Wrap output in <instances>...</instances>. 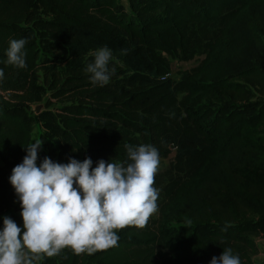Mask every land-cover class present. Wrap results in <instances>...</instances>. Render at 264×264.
I'll return each instance as SVG.
<instances>
[{
    "label": "trees",
    "instance_id": "1",
    "mask_svg": "<svg viewBox=\"0 0 264 264\" xmlns=\"http://www.w3.org/2000/svg\"><path fill=\"white\" fill-rule=\"evenodd\" d=\"M128 5L0 0V226L17 199L8 177L41 121L47 132L37 163L44 156L123 163L126 144L152 145L159 158L174 154L154 174L157 219L114 230V247L91 255L66 247L57 263L42 264H208L223 249L253 264L256 238L264 237V0ZM20 38L25 68L5 63L9 40ZM105 45L115 71L94 85L83 69ZM50 51L67 61L64 73ZM196 55L204 58L171 80L166 56ZM44 100L46 111L34 115ZM52 100L63 106L51 110ZM9 217L22 227V217Z\"/></svg>",
    "mask_w": 264,
    "mask_h": 264
},
{
    "label": "clouds",
    "instance_id": "2",
    "mask_svg": "<svg viewBox=\"0 0 264 264\" xmlns=\"http://www.w3.org/2000/svg\"><path fill=\"white\" fill-rule=\"evenodd\" d=\"M25 38L10 39L5 63L25 68ZM122 49L121 54H126ZM112 50L96 49L83 71L94 85L104 86L115 69L110 67ZM4 70L0 68V81ZM43 141L24 146L25 155L8 177L20 204L22 227L9 216L0 226V264H33L41 254L49 257L70 247L76 254L91 255L114 247L116 229L143 227L157 210L158 191L153 187L159 164L158 150L152 145L126 144L127 160L112 163L89 157H73L67 163L38 151ZM75 185V187H74ZM208 264H241L231 249L212 256Z\"/></svg>",
    "mask_w": 264,
    "mask_h": 264
},
{
    "label": "rangeland",
    "instance_id": "3",
    "mask_svg": "<svg viewBox=\"0 0 264 264\" xmlns=\"http://www.w3.org/2000/svg\"><path fill=\"white\" fill-rule=\"evenodd\" d=\"M122 4H124L126 7L129 8L128 5V0H119ZM48 55L50 57H52L53 59H55V62L52 63V65H54V67L56 68L57 71H59L61 74L64 73L66 71L67 68V61L63 58L62 54L58 51H50L48 53ZM167 60L169 61L170 65H171V71H170V78L171 80H173L174 82H177L181 79V77L189 72L191 69L195 68L200 62L201 60L204 58V55H196L193 59L189 60V61H181L177 58H172L170 56H166ZM42 84V82H41ZM46 98L49 96V93H46ZM53 102V106L51 107V110H57V108L63 106V104L52 100ZM44 111H46V106H45V100L41 103L38 104H34L32 106L31 112L34 115H41ZM47 132V128L44 126V124L39 121L36 123L35 127H34V131H33V136H32V142L36 141V140H40V137L44 134H46ZM129 135L134 136L137 139H140V136L132 133V132H128ZM174 157V154H172L169 158H159V164L157 167L158 171H163L165 169L168 168V166L170 165V163L172 162ZM75 187V185H74ZM20 204L18 202V200L16 199L13 208L7 212V216H11V215H17L20 216ZM149 218L151 220H155L158 218V212L157 210L151 214L149 216ZM256 243L258 246V253L255 254L253 256V264H264V237H257L256 238ZM64 249V248H63ZM63 249L60 250V252L54 256H47L44 257V254L40 255L39 259H34L33 260V264H42L43 261L46 260H53L56 263L59 261L60 256L63 252Z\"/></svg>",
    "mask_w": 264,
    "mask_h": 264
}]
</instances>
